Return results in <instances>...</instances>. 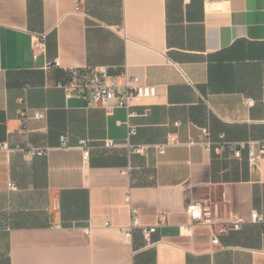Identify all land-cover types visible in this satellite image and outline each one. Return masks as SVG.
Wrapping results in <instances>:
<instances>
[{"label": "crops", "instance_id": "1", "mask_svg": "<svg viewBox=\"0 0 264 264\" xmlns=\"http://www.w3.org/2000/svg\"><path fill=\"white\" fill-rule=\"evenodd\" d=\"M76 1L0 0V264H264L263 225L250 222L264 216V154L190 144L205 127L213 140H264V0ZM95 67L121 81L127 68L157 96L129 116L56 87ZM26 107L45 119L24 127ZM223 193L247 222L215 245L187 206ZM128 194L141 226L157 228L151 242L142 227L124 234Z\"/></svg>", "mask_w": 264, "mask_h": 264}, {"label": "built area", "instance_id": "2", "mask_svg": "<svg viewBox=\"0 0 264 264\" xmlns=\"http://www.w3.org/2000/svg\"><path fill=\"white\" fill-rule=\"evenodd\" d=\"M214 1L223 0H205L206 4ZM81 1H76V10H80ZM37 46H41L38 43ZM55 66L59 67V61L55 62ZM123 81L119 76L112 75L106 67H95L83 72H74L69 74L57 82L56 87L65 93L66 99L80 98L85 102L86 108L102 107L108 113H112L114 108L122 107L127 109L128 115L132 116L131 109L139 100L152 99L157 96V87L145 84L138 76H134L128 72L126 68L121 75ZM247 106H252L254 101L251 98L245 101ZM45 110H34L31 113L30 108L26 107L22 111V118L24 127L30 120L45 119ZM128 125V135L132 136L136 133V127ZM178 144L176 136H171L169 140L161 145L156 146L160 153H165L169 146ZM190 144H198L205 151L217 155H222L224 152H229L235 157L240 158L244 149H248L249 158L251 162L257 160L264 154V140H248V141H234L227 139L225 134H221L218 140L211 138L209 128H202V133L198 139L191 140ZM105 146L108 148L116 147L117 144L113 140H107ZM132 152L143 154L146 151L145 146H136L128 144ZM2 148L7 149L8 144L3 143ZM61 147L64 149L70 148L67 137H62ZM80 148L83 150L84 160L87 161L90 155V145L87 140H82ZM31 155H45L47 150L31 148L28 150ZM9 187L12 190H17L18 187L10 182ZM130 209L131 227L124 231L125 236H131L134 228L142 227L140 224L139 209L135 207L131 200V195L128 194L125 199ZM187 215L189 218V225L200 224L212 228L213 243L218 245L220 243V234H225L230 231L240 230L247 222L243 216L234 212L229 206V200L223 193L218 200L211 199H194L187 206ZM250 222L263 225L264 230V216L258 211H253ZM144 235L148 242H151L153 232L156 227H142Z\"/></svg>", "mask_w": 264, "mask_h": 264}]
</instances>
